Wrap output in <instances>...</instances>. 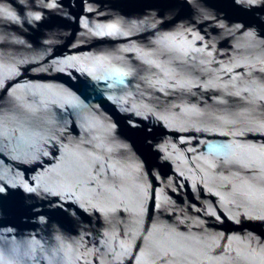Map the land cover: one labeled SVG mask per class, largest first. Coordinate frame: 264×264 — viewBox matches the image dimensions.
<instances>
[{"label":"water","instance_id":"1","mask_svg":"<svg viewBox=\"0 0 264 264\" xmlns=\"http://www.w3.org/2000/svg\"><path fill=\"white\" fill-rule=\"evenodd\" d=\"M187 3L0 0V264H264V7Z\"/></svg>","mask_w":264,"mask_h":264},{"label":"snow or ice","instance_id":"2","mask_svg":"<svg viewBox=\"0 0 264 264\" xmlns=\"http://www.w3.org/2000/svg\"><path fill=\"white\" fill-rule=\"evenodd\" d=\"M220 2L235 10H247V9L256 10L257 7H264V0H220ZM201 3L207 5L208 7H211L209 0H195L196 6H199V4ZM185 7H187L189 11L192 10V5H189L187 3V0H185ZM200 12L202 15L210 14L207 12L206 8L200 9ZM248 23L259 24L262 22L258 19H255V20L249 21ZM137 131L139 130L137 129ZM3 190H4L3 185H0V191H3Z\"/></svg>","mask_w":264,"mask_h":264}]
</instances>
